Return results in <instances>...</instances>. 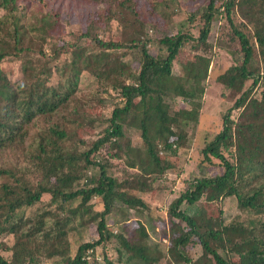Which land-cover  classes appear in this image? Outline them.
I'll return each mask as SVG.
<instances>
[{"label": "trees", "instance_id": "obj_1", "mask_svg": "<svg viewBox=\"0 0 264 264\" xmlns=\"http://www.w3.org/2000/svg\"><path fill=\"white\" fill-rule=\"evenodd\" d=\"M29 1L37 4L30 14L19 0H0V264H162L165 257L167 264H264V120L242 114L264 100V0H134L147 31L125 39L115 34L128 11L137 14L133 0H77L104 6L70 40L58 33L51 54L44 46L63 28L59 14L47 10L49 0ZM215 27L228 32L227 45H237L216 78L232 104L199 151L200 163L218 172L195 175L176 190L181 168L168 157L188 153ZM25 52L43 59L13 80L4 64L23 61ZM185 53L192 58H180ZM130 54L137 66L126 61ZM84 72L96 78V93L79 90ZM178 98L184 105L174 108ZM92 102L107 112L90 111ZM158 186L175 196L159 230L169 243L163 249L155 240L152 253L155 221L135 192ZM44 195L45 207L27 213ZM114 202L144 216L140 234L110 227L112 214H121ZM196 203L216 205L217 215L185 211ZM190 245L200 253L189 254Z\"/></svg>", "mask_w": 264, "mask_h": 264}, {"label": "rangeland", "instance_id": "obj_2", "mask_svg": "<svg viewBox=\"0 0 264 264\" xmlns=\"http://www.w3.org/2000/svg\"><path fill=\"white\" fill-rule=\"evenodd\" d=\"M182 1V0H181ZM131 4L135 5L137 14H134L131 11L127 12V17L123 21V25L119 33L116 32L115 38H118L122 35V37H132L134 35L142 36L147 29H145L142 25V18L139 5L135 4L134 0L129 1ZM134 2V3H133ZM19 3L24 7L27 13H31L37 10V4L30 2L29 0H19ZM173 3L170 1V5ZM104 4H90L85 1H77V0H49V6L47 10L59 14L58 19L61 26L57 27L54 32H52L51 36H49L46 45L44 46L45 52L51 54L56 46L61 42L58 40V33H64L63 36L66 40H70L72 38V34L77 33L78 29L82 27L81 25H85L89 20L92 13H94L97 9L103 7ZM29 16V15H28ZM182 19V17H181ZM116 24V23H115ZM217 27V26H216ZM214 29V32L211 36V40L214 42V50L215 55L212 58L210 68H209V79L208 85L204 93L203 97V105H202V112L199 117V121L195 127V133L193 135L190 147L187 150V154H182L181 156H171L168 157V161L173 164V166L181 168V172L179 178L177 180L176 190H179L181 187L184 186L186 180L192 178L195 175H205V174H215L218 172L217 168L206 167V164L200 163L202 158L200 154V149L203 147L206 141L213 138V136L220 131L222 128V112H224L231 104L229 98L225 95L227 94L226 89L224 86L217 82L216 78L219 74H221L231 63H232V56L231 54L235 52V48L230 45H227L229 37L228 32H224L220 28ZM149 29V34H152V31ZM100 37L107 38L109 36L108 32L104 31L103 28L99 29ZM119 34V35H118ZM222 35V36H221ZM222 40L218 41V37ZM216 39V40H215ZM234 45V44H233ZM67 55L60 57V61L64 60ZM192 58L191 53L182 54L180 58L184 59L187 57ZM23 61L21 62H8L5 63L4 68L6 72L12 77L13 80L20 79L21 70L23 69H31L36 68L40 64L39 62L43 59L37 56L35 53H24ZM126 61L132 63L134 66H137L138 58L135 54H130L126 57ZM53 66L52 64H50ZM56 81V74L53 75L51 82ZM97 80L92 75L87 72H84L78 83L79 90L83 93L86 92H97ZM259 101L256 104H249L243 110V116L246 118H253L264 120V100L258 99ZM174 108H178L181 105H184L183 102L178 98L175 101L171 102ZM100 105L98 103L92 102L90 107V111L96 112H107V108L100 109ZM168 111L173 114L174 111L172 108H168ZM239 112L234 111L233 114H238ZM129 135L132 137L133 142L136 144L140 143V136L139 132L133 129H130ZM160 150V149H159ZM161 151V150H160ZM159 152V151H158ZM162 153V152H161ZM170 177H174V175L169 174ZM169 183V182H168ZM167 183V184H168ZM171 183H169L170 185ZM174 186V185H173ZM172 189H161V187H156L153 192L147 193H140L135 192L139 196L143 198L145 202L151 208V216L155 222L154 226L156 227L158 236H151L148 241L149 250L153 253L155 252V242L161 241L160 246L163 249H166V245L169 243L168 237L162 238L160 236L159 230L162 223H168V216H167V206L169 201L172 197L175 196V193H172ZM49 195H44L42 204H38L33 208H29L26 210L27 213L33 211L35 209H42L45 207V203L47 202ZM115 208L119 210L121 214L114 213L112 217H114L110 222V227L115 230V232H119L122 225L128 226L130 229L134 230L135 234H140V224H145V218L140 213L134 211L133 209H128L126 206H123L120 203L114 202ZM185 211L189 214H198L201 211H206L208 215H217L218 208L216 205L212 203H196L192 206H184ZM227 210V214L232 215V210ZM235 211V209H234ZM226 214V215H227ZM120 216L125 217V221L120 224ZM156 218L159 220L157 221ZM142 223H141V222ZM145 226H147L145 224ZM148 230V229H147ZM83 239L89 240L91 234H89L88 230H85L83 233ZM151 235H153L151 233ZM92 236H96V234H92ZM156 240V241H155ZM155 241V242H154ZM101 251H103L100 247L97 250V253L101 255ZM106 252L110 258L116 259L117 254L114 250L113 246L107 247ZM188 252L191 255H198L200 253V248L198 246L190 245L188 247ZM168 258L165 257L162 260V264H167Z\"/></svg>", "mask_w": 264, "mask_h": 264}]
</instances>
